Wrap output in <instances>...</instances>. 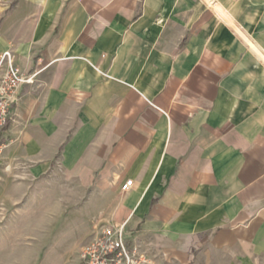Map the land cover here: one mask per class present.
<instances>
[{
	"label": "crops",
	"instance_id": "crops-1",
	"mask_svg": "<svg viewBox=\"0 0 264 264\" xmlns=\"http://www.w3.org/2000/svg\"><path fill=\"white\" fill-rule=\"evenodd\" d=\"M0 4V54L39 70L1 133L23 219L124 222L155 264H264V0Z\"/></svg>",
	"mask_w": 264,
	"mask_h": 264
},
{
	"label": "rangeland",
	"instance_id": "rangeland-1",
	"mask_svg": "<svg viewBox=\"0 0 264 264\" xmlns=\"http://www.w3.org/2000/svg\"><path fill=\"white\" fill-rule=\"evenodd\" d=\"M22 165L16 164L6 178H1L0 168V264H83L80 253L91 238H86L85 229L82 230L80 225H76L80 217L72 220L70 217L72 212L64 210L58 212L57 219L46 218L43 212L38 218L41 212L31 210L29 213L36 218L23 219L21 217L23 212L18 211V204L28 201L29 196H21L16 200L17 203L9 204L8 196L3 194V190L8 188L9 185L6 184L9 182L12 194L18 197L19 184L25 180ZM4 178L5 180H2ZM65 182L66 179H58L59 186L63 189ZM34 185L31 181L29 187ZM58 193L59 199L65 201L66 190H58ZM44 197L48 196L37 195L35 202L45 201ZM97 228L99 229L93 227Z\"/></svg>",
	"mask_w": 264,
	"mask_h": 264
},
{
	"label": "built area",
	"instance_id": "built-area-1",
	"mask_svg": "<svg viewBox=\"0 0 264 264\" xmlns=\"http://www.w3.org/2000/svg\"><path fill=\"white\" fill-rule=\"evenodd\" d=\"M39 70L24 72L14 64L11 50L0 54V168L3 166V151L6 144L1 141V133L15 114L22 99L24 86L34 84ZM132 180H126L121 192L130 188ZM83 264H155L153 258L138 245L129 246L125 240V223L102 224L97 235L81 250Z\"/></svg>",
	"mask_w": 264,
	"mask_h": 264
}]
</instances>
